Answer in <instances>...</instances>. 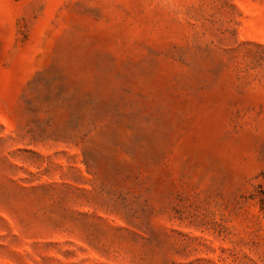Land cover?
<instances>
[{
  "label": "rangeland",
  "instance_id": "obj_1",
  "mask_svg": "<svg viewBox=\"0 0 264 264\" xmlns=\"http://www.w3.org/2000/svg\"><path fill=\"white\" fill-rule=\"evenodd\" d=\"M0 264H264V0H0Z\"/></svg>",
  "mask_w": 264,
  "mask_h": 264
}]
</instances>
